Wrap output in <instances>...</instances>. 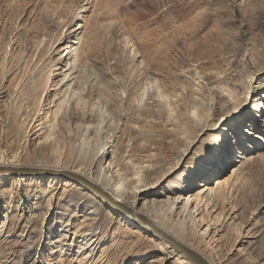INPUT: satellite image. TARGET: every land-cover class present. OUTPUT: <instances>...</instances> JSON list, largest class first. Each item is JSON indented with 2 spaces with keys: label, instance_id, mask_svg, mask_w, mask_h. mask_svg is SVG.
<instances>
[{
  "label": "rangeland",
  "instance_id": "1",
  "mask_svg": "<svg viewBox=\"0 0 264 264\" xmlns=\"http://www.w3.org/2000/svg\"><path fill=\"white\" fill-rule=\"evenodd\" d=\"M171 1L0 0V87L11 85L9 92L0 98V153L8 146L4 133L27 125L25 119L32 115L35 98L42 92L39 113L34 118L36 134L30 132L18 146L21 148L18 155L22 168L50 165L56 144L64 145L65 152L68 146L76 143L77 128L96 126L102 119V112L111 119L112 127H116L108 141L116 158L121 161L125 158V163L131 162L134 167L171 162L185 145L173 127L161 129L159 124L143 123L144 130L135 131L137 134L119 132L125 118L124 91L137 77L136 72L131 73L144 70L149 62V53L145 49L148 35L152 29L155 30L158 50L164 49V42L171 38L162 40L160 36L166 34L161 32V27L167 4ZM180 1L202 4L178 25L185 26L198 15L216 14L219 18L212 25L221 23L222 41L218 45L220 53L212 64L203 51L189 55L186 44L181 50L185 54L183 60L175 55L173 62L170 65L165 63L163 69L152 67L146 71L157 78L159 87L172 98L174 111L180 114L183 128L190 130L191 136L195 135L190 153L170 179L191 173V178L179 182L183 185L193 183L191 189L195 192L201 189L198 184H204L207 176L209 184L212 181L216 184L215 179L230 176L236 171L231 186L223 192L228 202L219 201L212 208H206L205 204L197 214L196 220L223 221L217 236L211 241V236L206 239V242L210 241V249L203 242L199 249L205 254L212 252L215 264H264V116H253L252 102L245 101L252 76L251 87L257 88L256 98L264 96V91H260L264 86V0ZM174 11L175 15H181L184 9L176 7ZM251 11L255 15L253 20L248 18ZM79 27L78 32L71 33ZM77 34L88 45L86 53H83L86 66L83 63L81 72L73 74L69 83L74 90L83 88L82 103L75 105L70 102L57 116L56 129L49 130L47 126L54 111L51 107L62 99L64 88L61 80L67 70L64 65L68 58H64L66 47ZM192 43L190 41L189 45ZM195 74L201 78L200 82H193ZM197 82L199 84L193 86ZM196 110L198 115L209 112L210 128L198 130L197 126H200H195L198 124L196 117L191 115ZM150 115L159 121L166 119L164 109L158 110L157 107ZM187 116L192 122L187 120ZM218 127L222 133H215L225 137L220 143L211 136V130ZM46 134L52 136L47 143L49 148L44 149ZM13 140L9 138L7 142L12 143ZM225 154L229 156V165H223L225 171L213 169L218 155L223 157ZM186 166L191 169H185ZM120 168L129 172L124 163ZM62 172L32 175L30 178L34 180L25 183L20 180L28 175H11L12 179L0 182V186H6L8 192L15 189L17 192L44 194L48 190H72L78 197L84 193L96 195L61 176ZM48 178H55L58 183L48 188ZM35 179H44V183L37 184ZM166 182L163 180L158 187L146 192V199H172L174 191H170L171 186H165ZM142 201L143 197L138 194L136 211ZM73 203L77 205V202ZM232 206L235 209L232 210ZM84 210L80 206L70 209L61 205L59 200L54 204L50 198L44 201L43 206L21 198L15 207H9L11 215L5 213L3 222H0V264H37V261L39 264H133L138 255L142 257L137 264H174L177 255H182L147 230L124 227L116 216L118 213L105 202L98 214L101 224L94 231L95 245L78 253L84 244L80 236L83 230L74 222L73 216L83 217ZM107 211L115 215L110 217ZM232 223L241 229V242L234 245L235 233L230 231ZM153 238H158L165 247H156L150 241Z\"/></svg>",
  "mask_w": 264,
  "mask_h": 264
},
{
  "label": "bare ground",
  "instance_id": "2",
  "mask_svg": "<svg viewBox=\"0 0 264 264\" xmlns=\"http://www.w3.org/2000/svg\"><path fill=\"white\" fill-rule=\"evenodd\" d=\"M200 4L202 3H186L184 1L181 2L180 0H173L167 4L168 7L165 13L166 16H164L162 24L163 26L161 27V32L163 31L162 33L166 34L160 36L162 37V40L168 39V37L171 38L165 42L162 41L165 44L164 49L158 50L156 47V43H158V36L154 29L151 30L150 34L148 35L149 40L148 42L146 41L147 44L145 47L149 53V62L147 66L144 67V70H136L131 73L132 75L136 72L137 77L130 81L129 87H127L124 91L125 118L119 132H122L123 134L124 131L128 133H134L135 131L144 130L145 126L143 123L159 124L161 129H165V127L167 128L169 126L173 127V130L178 131L179 135L182 136L185 145L171 162L166 165L164 164L156 166L149 163L147 166L141 165L140 167H134V164L131 162L125 163V158L122 161L120 158H116L115 152L113 149H111L112 146H109L108 142L112 139L114 133L116 132V127H112L113 122L111 119H108V116L105 117V113L102 112V119L96 126L77 128L79 129V132L76 134V143L74 145L68 146L65 149V152L63 151L64 145L62 146L59 143L56 144L52 152V160L50 165L36 166L31 169L49 170L53 172H69L85 179L91 185L105 192L113 202L122 204L134 214L141 215L166 236L183 245L187 249L194 251L206 264H215L211 257L212 252L209 254L203 253L199 249V245L203 242L206 248L210 249V241L217 236L216 234L218 232V227L222 226L223 221L220 222V219H217L216 221H208L203 218H198V220H196L198 217L197 214L200 211V208L205 204L206 208L209 206L212 208L219 201L223 203L226 201L228 202V199L223 192L227 187L231 186L233 178L237 173L236 171H233L230 176H222L215 179V181H217L216 184L214 181L209 184V176H207L204 184H198V187H201V189H197L195 192L191 189V187L194 185L193 183L188 182L186 185H183V183L180 184L179 182L181 179L191 178V173H185L183 175L179 174L176 176L177 179H170L173 171L182 165L184 159L190 153L191 147L195 140V135L191 136L192 132L186 128H183L181 125L182 122L180 114L174 111L172 98L166 93L164 89L159 87V81L157 78H154L150 73L146 72L151 70L152 67L163 69L165 67V63L170 65L173 62L175 55L178 56L179 60H183L185 54H183L181 50L184 48L182 46L186 44L189 55L203 51L210 59L211 62L209 63L212 64V60H214V58L220 53V48L218 45L222 41V34L220 33L221 31L219 29L221 23L218 22L217 25H212V23L215 22V19H218L219 17L216 14H203L198 15L197 17L195 16L196 18L191 20L190 23H187L185 26H180L177 24L180 20H184L187 17L192 16L197 11ZM176 7L184 9V12L181 15H175L174 9ZM248 18L251 20L255 18V15L252 11L248 15ZM80 29L81 27H79L77 30H73L71 33L73 34L78 32ZM202 33H204V35ZM190 41H193L192 46L189 45ZM199 44H202V46ZM85 45H87V43H83L82 36L77 34L75 40H71L66 47L67 53L64 58H68L64 65V68L67 67V70L65 71V74L61 80V87L64 88L61 93L62 99H60V102L57 105L51 107V109H54V111L51 115L52 120L47 126L49 130L56 129L55 120L57 116L63 110V108L66 109V107H68L70 102H74L75 105L82 103L81 92L83 88H77L74 90L72 83H69L71 81L69 79L73 74L81 72L82 70V65L85 60V50L88 48V45ZM84 65L86 66V63H84ZM194 76L196 79L192 77L194 78L193 82L197 80H199V82L201 81V78L196 74ZM252 77L248 81L247 98L245 101L248 100L252 102L251 114L253 115V113H255L253 116L258 117L260 116V109L264 108V101L262 100L264 96L256 98L258 95L254 93H256L257 88L251 87V81L254 79ZM74 79L76 81V78H73L72 80ZM198 84L199 83L197 82V84L195 83L193 86L196 87ZM10 86L7 88L4 87V85L0 87V98L9 92V88H11ZM44 87L45 85H43V89ZM199 90H201V88H199ZM250 95L251 98L249 99ZM41 100L42 92L38 93L35 98L32 115L27 116L25 119V122L28 121L26 126H24V124L17 129H11L7 133H4V139L8 146L4 152L2 151L0 153V168H22L23 164H21L20 156L18 155V151L21 148L18 146L20 142L26 140L27 137H29L30 132L33 133V135L36 134L34 118L39 113ZM93 105L98 107L97 103H93ZM154 107H157L158 110L164 109L166 114L165 121H159V118L153 119L151 117L150 113ZM191 115L193 118L196 117L195 121L198 124L195 122L194 123L195 126H200H197L199 131L211 127V124H209V112H202V115H198V110H196ZM187 120L192 122L189 116H187ZM219 127L217 129L213 128L211 130L213 133L211 136L218 143L225 139L224 136L217 135L215 133L216 131L217 133H222L221 128ZM51 136V134H46L44 136L42 148H49L47 143ZM9 138H14L12 143L7 142ZM22 152L23 150L20 152V154H22ZM110 155H112V157L107 160ZM65 159L66 161H64ZM228 159L229 156L227 154L223 155V157L218 155L213 169L224 172L226 168H224L223 165H229ZM104 163H107L106 167L104 166ZM122 163L127 165L129 171L128 173L120 168ZM185 169L190 170L191 167L186 166ZM30 176L32 175H28L24 179L22 178L20 182L25 183L27 181L29 182L34 180V178H30ZM11 179V174H4L3 176L0 175V182L2 183H5ZM163 180H167V184L165 186L169 185L172 187L170 191H174V197L165 201H160V199L156 197H153L151 201L147 200L146 196L148 193L146 192L158 187ZM17 183H19V181ZM36 183L43 184L44 179H37ZM47 183L49 188L51 184L58 183V180L55 178H48ZM65 185H67V182ZM88 194L89 193L82 194L79 197V201L76 203L77 205L75 207L78 208L80 203L83 202V209H86L83 211V213L85 214V212L90 211L87 212V214L92 218L93 222H95L98 219V214L103 207L104 201L101 198L96 197L97 195ZM138 194H141L143 201L140 207H137L136 211L135 204ZM49 198L52 200L51 197ZM233 209H235L234 206H232V210ZM116 212L118 213V215H116L118 220L124 224V227L127 226V228H131L132 226H135L137 229L146 230L144 226L135 222V220L128 213L118 211ZM107 214L110 217L115 215L112 211H107ZM230 228L231 233H235L233 234L235 235L233 245L235 243H240L241 229L239 225L232 223ZM98 229L99 226L95 229H93L91 226L86 228V230L81 231V241L84 242V244L80 246L78 253H81L84 248L91 249L95 245L97 240L95 239L94 231ZM210 236V241L206 242V239ZM158 238L150 239V241H153L156 247L162 249L165 247V245L163 242H160ZM91 252L92 251L85 255V259L89 257V253ZM141 257V255H138L137 260L133 261L132 263H139L138 259L140 260ZM174 264L192 263L182 253V255H177Z\"/></svg>",
  "mask_w": 264,
  "mask_h": 264
},
{
  "label": "water",
  "instance_id": "3",
  "mask_svg": "<svg viewBox=\"0 0 264 264\" xmlns=\"http://www.w3.org/2000/svg\"><path fill=\"white\" fill-rule=\"evenodd\" d=\"M4 174H11V175H20V176H26V175H53L56 174L53 171H43V170H36L31 168H21V169H3L0 168V175ZM61 176L71 179L78 184L82 185L83 187L87 188L88 190L95 193L99 198H101L110 208L118 211V212H126L128 213L138 224L145 227L146 230H148L150 233L155 234L156 236L163 239L165 242L169 243L172 247L176 248L178 251L183 253V255L192 263V264H206L201 257L196 254L194 251L187 249L183 245L179 244L178 242L174 241L170 237L166 236L164 233L159 231L154 225H152L150 222H148L146 219H144L139 214L132 213L128 208H125L122 204L115 203L111 200V198L100 189L96 188L95 186L91 185L88 181L85 179L73 175L69 172H62L60 174Z\"/></svg>",
  "mask_w": 264,
  "mask_h": 264
},
{
  "label": "snow or ice",
  "instance_id": "4",
  "mask_svg": "<svg viewBox=\"0 0 264 264\" xmlns=\"http://www.w3.org/2000/svg\"><path fill=\"white\" fill-rule=\"evenodd\" d=\"M260 91H264V86H261ZM258 95V93H254ZM259 114L264 116V108L260 109ZM255 115V113H253ZM6 186H0V222L4 220V214L7 213L9 216L11 213L8 211L9 207H15L21 198L28 199L32 203L40 204L43 206L44 201H46L49 197L53 199L55 204L56 200H59L61 205H66L70 209L75 207L73 202H78V195L72 190H66L61 192L59 190H48L46 193L41 194L39 192H28L24 193L23 191L17 192L13 189L11 192L5 190ZM36 197H41L40 199H36ZM80 207H83V202L80 203ZM74 222H77L81 230H86L87 225H91L93 229L99 226L100 220L99 218L93 222L92 218L85 212L83 217L73 216ZM2 259V256H0ZM39 264V261H37Z\"/></svg>",
  "mask_w": 264,
  "mask_h": 264
}]
</instances>
